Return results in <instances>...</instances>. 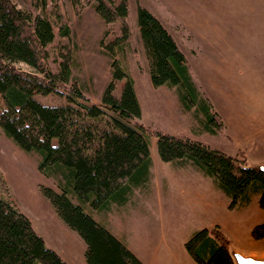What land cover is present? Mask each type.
<instances>
[{"label":"rangeland","instance_id":"obj_1","mask_svg":"<svg viewBox=\"0 0 264 264\" xmlns=\"http://www.w3.org/2000/svg\"><path fill=\"white\" fill-rule=\"evenodd\" d=\"M11 1L21 10L33 15L43 11L49 17L55 41L48 47L46 64L56 72L59 51L68 50L75 79L71 84L81 88L88 104L100 103L111 79L113 59L133 81L141 112L137 123L149 134L153 161L149 182L135 190L126 205L112 206L105 215L88 208L85 211L123 240L144 264H197L184 244L202 229L223 234L230 249L263 258L264 238L251 236L252 228L264 219L257 194L250 196L248 205L230 209L228 197L212 189L209 179L162 162L152 133L199 140L248 166L264 162V0H128L129 39L114 56L106 45L120 36V22L104 23L92 0H46L44 9L31 0ZM137 5L160 20L183 53L195 86L210 101L216 121L222 123L216 134L202 130L199 118L192 110L181 109L172 90L152 86L138 32ZM64 23L70 30L68 38L58 33ZM121 85L122 81L116 84L117 96ZM38 99L47 105L66 102L60 95ZM238 114L250 118V131L235 128ZM39 159L36 153L18 149L0 131V172L7 188L0 185V194L13 200L45 245L67 264H87L84 242L66 227L39 191L40 186L60 191L55 177L38 171Z\"/></svg>","mask_w":264,"mask_h":264},{"label":"trees","instance_id":"obj_2","mask_svg":"<svg viewBox=\"0 0 264 264\" xmlns=\"http://www.w3.org/2000/svg\"><path fill=\"white\" fill-rule=\"evenodd\" d=\"M44 9L46 0H31ZM104 23L120 22V36L106 45L114 56L129 39L128 0H92ZM59 17V21H60ZM139 37L153 87L173 91L183 111L192 110L201 129L216 134L222 123L195 86L186 59L160 20L141 5L136 8ZM49 17L0 0V131L26 154L40 156L38 171L55 177L60 191L40 186L39 191L67 228L84 242L87 264H144L86 208L106 214L112 206L126 205L135 190L150 179L152 161L149 134L140 119L133 81L121 64L111 61V79L99 104H88L71 72V54L59 51L57 71L49 69L48 47L55 41ZM59 36L68 38L67 24ZM122 81L119 95L116 84ZM75 82V81H74ZM69 85L68 90L61 89ZM60 95L61 105L38 98ZM159 159L174 169H193L211 180L214 188L236 209L257 194L264 210V173L244 160L184 135L152 133ZM0 185L6 184L0 172ZM218 231V229L216 230ZM264 238V219L251 230ZM228 241L208 229L195 232L184 244L197 264H234ZM0 264H67L34 230L29 218L12 199L0 194Z\"/></svg>","mask_w":264,"mask_h":264},{"label":"water","instance_id":"obj_3","mask_svg":"<svg viewBox=\"0 0 264 264\" xmlns=\"http://www.w3.org/2000/svg\"><path fill=\"white\" fill-rule=\"evenodd\" d=\"M249 167L264 173V162L253 164L252 166ZM230 255L234 261V264H264V257L257 258L254 256L245 255L239 250L234 248L230 249Z\"/></svg>","mask_w":264,"mask_h":264},{"label":"crops","instance_id":"obj_4","mask_svg":"<svg viewBox=\"0 0 264 264\" xmlns=\"http://www.w3.org/2000/svg\"><path fill=\"white\" fill-rule=\"evenodd\" d=\"M241 118H242V122H241ZM250 118H247L246 116L245 117H240V114H238L237 116V122H238V127H237V122H236V115H235V120H234V123H235V128H238V131H250L252 129L251 127V122H250ZM150 150V149H149ZM150 157H151V154H150ZM151 161H152V157H151ZM153 162V161H152ZM177 170H180V169H177ZM181 170H185V169H181ZM190 170H193V169H190ZM194 172L198 173L199 175H201L203 178L205 179H209L207 177H204L201 173L193 170ZM209 182L211 183V188L214 189L215 191L219 192L218 190H216L211 182V180L209 179ZM117 237V236H116ZM118 238V237H117ZM120 241L123 242V240H121L120 238H118ZM124 243V242H123ZM125 244V243H124ZM126 245V244H125ZM128 247V245H126ZM128 249L130 250V248L128 247Z\"/></svg>","mask_w":264,"mask_h":264}]
</instances>
